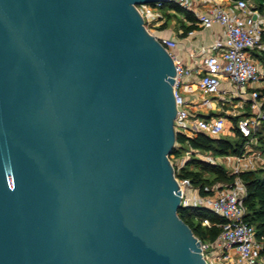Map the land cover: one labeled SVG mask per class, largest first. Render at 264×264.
<instances>
[{"label": "water", "instance_id": "1", "mask_svg": "<svg viewBox=\"0 0 264 264\" xmlns=\"http://www.w3.org/2000/svg\"><path fill=\"white\" fill-rule=\"evenodd\" d=\"M151 1L0 0V264H206Z\"/></svg>", "mask_w": 264, "mask_h": 264}, {"label": "built area", "instance_id": "2", "mask_svg": "<svg viewBox=\"0 0 264 264\" xmlns=\"http://www.w3.org/2000/svg\"><path fill=\"white\" fill-rule=\"evenodd\" d=\"M200 1L154 0L137 3L136 7L146 29L169 52L176 69L173 75L174 128L188 133L201 130L217 137L232 118V128L245 140L239 152L187 149L184 159L195 155L214 163L225 160L230 164L228 170L235 173L232 181L216 180L206 186L208 191L204 193L189 177L177 175L175 169L182 164L175 168L174 161L169 158L181 191V203L207 206L224 218L213 239L204 241L198 237L206 264H264V239L257 235L255 225L245 218L246 185L238 174L241 169L264 168V156L259 155V151L252 153L253 144L260 142L257 130L264 119V0H233L228 6L213 2L196 8ZM169 2L192 11L194 24L201 28L214 24L222 28L211 42L200 45L199 55L189 52L193 58L191 65L185 64L175 50L178 38L156 30L164 14L178 12ZM162 6L166 7L164 12L159 9ZM194 30L193 26L185 32L192 34ZM192 76H195L196 86L186 96L181 85ZM202 222L209 224L210 220L204 217Z\"/></svg>", "mask_w": 264, "mask_h": 264}, {"label": "trees", "instance_id": "3", "mask_svg": "<svg viewBox=\"0 0 264 264\" xmlns=\"http://www.w3.org/2000/svg\"><path fill=\"white\" fill-rule=\"evenodd\" d=\"M177 11L182 12L192 22L190 24L182 23L185 27L184 31L193 27L195 15L192 11L182 7L181 5L169 2ZM170 14V13H167ZM163 26V24H162ZM264 57V55H262ZM235 117H233L234 119ZM237 138L232 141L230 138L220 134L217 137L210 136L201 130H196L193 133H188L181 129H175V141L169 156L177 155L182 147L187 144L189 147H198L202 149H211L214 153H229L239 152L245 140L238 131H235ZM259 141L264 150V119L257 130ZM190 165H195L191 167ZM264 168H246L238 171L246 185V195L244 202L247 207L245 218L252 222L256 227L257 235L264 239V174L259 173ZM204 170H209L214 173V176H206L202 173ZM175 173L181 176H187L195 184L199 191L204 193L208 191L206 186H209L217 179L232 181L235 173L230 172L219 162H210L201 157L190 155L185 159L184 163L175 169ZM177 212L179 216L186 221L191 227L194 234L201 240L213 239L221 228V223L224 218L215 213L207 206L199 204H181ZM204 217H208L210 223H203Z\"/></svg>", "mask_w": 264, "mask_h": 264}, {"label": "crops", "instance_id": "4", "mask_svg": "<svg viewBox=\"0 0 264 264\" xmlns=\"http://www.w3.org/2000/svg\"><path fill=\"white\" fill-rule=\"evenodd\" d=\"M233 0H202L196 4V8H204L209 3L219 2L225 6L231 5ZM182 16L183 23L188 24L191 20L188 19L182 12H177ZM195 30L192 34H186L184 31V26L181 23L177 25L171 24L166 28L156 27L157 32L163 35H175L178 38V45L176 47V52L181 56L183 62L187 65L193 64V58L190 55V51H195L199 55L200 45L204 43H209L218 34L221 33L222 28L219 24H214L210 28H201L194 25ZM198 56H196L197 58ZM188 82H184L181 85V89L186 96H188L195 89V76L188 79Z\"/></svg>", "mask_w": 264, "mask_h": 264}, {"label": "rangeland", "instance_id": "5", "mask_svg": "<svg viewBox=\"0 0 264 264\" xmlns=\"http://www.w3.org/2000/svg\"><path fill=\"white\" fill-rule=\"evenodd\" d=\"M258 1H262V0H258ZM161 11H165L166 7L165 6H162L159 8ZM164 20L162 22H160V24L158 25V28H166V27H169L171 24H174V25H177L178 23H183V19H182V16L180 15V13H170V14H164ZM163 24V26H162ZM232 124H233V120L232 118L228 119L227 120V123H226V129L224 131H222V135L230 138L232 141H235V139L237 138L236 136V133H235V130L234 128H232ZM254 146V150L252 151L253 154H255L257 151H259V155L261 156H264V150L262 149V145H261V142H257L255 144H253ZM188 149V145L185 144L181 151L179 152V154L177 155H172L170 156V158H172V161H174L173 163L175 164V168H176V165H181L184 163V158L186 156V151ZM176 161V163H175ZM257 161V159H256ZM259 162V161H257ZM219 163H221L222 165H224L227 170L230 168V164L228 163V161H225V160H221ZM191 167H194L195 165H190ZM202 173L206 176H214V173L212 171H209V170H204L202 171ZM259 173L261 175L264 174V170H260ZM217 180H222V179H217ZM216 181V180H215ZM225 181V180H224ZM204 241H207V240H204Z\"/></svg>", "mask_w": 264, "mask_h": 264}]
</instances>
